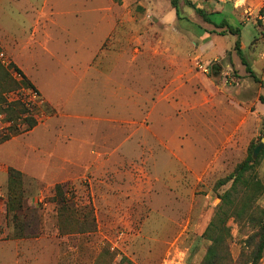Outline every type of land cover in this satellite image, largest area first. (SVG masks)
Listing matches in <instances>:
<instances>
[{"label": "rangeland", "instance_id": "1", "mask_svg": "<svg viewBox=\"0 0 264 264\" xmlns=\"http://www.w3.org/2000/svg\"><path fill=\"white\" fill-rule=\"evenodd\" d=\"M188 1L189 22L170 0H0V62L48 105L0 144V264L203 263L233 181L218 182L264 138V0ZM263 152L253 174L264 184ZM10 168L23 173L18 221L34 237L18 236L8 210ZM56 185L77 212L59 213ZM255 205L264 214V192ZM227 225L223 264H249L251 229Z\"/></svg>", "mask_w": 264, "mask_h": 264}, {"label": "trees", "instance_id": "2", "mask_svg": "<svg viewBox=\"0 0 264 264\" xmlns=\"http://www.w3.org/2000/svg\"><path fill=\"white\" fill-rule=\"evenodd\" d=\"M188 1V0H186ZM172 7L176 11L177 18L184 20L181 14L180 2L181 0H170ZM189 2V1H188ZM191 7L198 15L203 17L206 22L214 24L219 28H226L232 34H238L240 29L229 22V19L222 17L220 22L213 19V15H223L220 12L206 14L202 9ZM189 22L188 19H185ZM191 27L196 31H201V27L196 23L190 22ZM1 50V49H0ZM238 54L242 59L246 69L251 76L259 81L256 73L252 69L247 60L245 53L237 47ZM15 71L20 73V69L13 63L9 65ZM220 67L213 65L212 73L218 74ZM22 80H17L9 69L0 62V116L5 127L0 131V144L14 138L15 136L30 132L38 125L37 112L42 108H48L47 103L40 96L39 91L26 77L22 75ZM23 90L20 95H15L16 91ZM14 93V94H13ZM35 96L33 99L32 97ZM264 103V96L260 98ZM264 126V121H263ZM264 153V152H263ZM258 161L253 162L252 150H250L247 158L239 163L234 172L220 180L219 186L227 184L232 180L231 188L220 196L221 203L216 207L215 213L204 231L202 237L210 242L202 264H223L225 260L224 254L229 252V240L231 238V228L227 225L230 218L235 221L242 228L249 227L251 234L247 239V243L252 247L251 253L247 256L249 264H258L264 253V214L263 211L255 205L256 199L264 192V184L253 174V171ZM10 183L14 186L16 193L10 191L9 193V212L13 214L14 225L18 236L34 237L36 233H23L25 221H18V212L24 209L23 193L20 194V189L16 188V183L23 179V173L17 169H9ZM62 186L56 185L54 191L57 192L59 199V213L77 212L76 206L69 204L62 194ZM61 194V195H60ZM63 215V214H62ZM25 216V215H24ZM18 221V222H17ZM18 224V225H17Z\"/></svg>", "mask_w": 264, "mask_h": 264}, {"label": "water", "instance_id": "3", "mask_svg": "<svg viewBox=\"0 0 264 264\" xmlns=\"http://www.w3.org/2000/svg\"><path fill=\"white\" fill-rule=\"evenodd\" d=\"M263 148H264V138L262 139V142L254 149L253 160L257 159V157L261 154Z\"/></svg>", "mask_w": 264, "mask_h": 264}, {"label": "built area", "instance_id": "4", "mask_svg": "<svg viewBox=\"0 0 264 264\" xmlns=\"http://www.w3.org/2000/svg\"><path fill=\"white\" fill-rule=\"evenodd\" d=\"M204 72H205V73H207V72H208V69H207V68H205V69H204Z\"/></svg>", "mask_w": 264, "mask_h": 264}]
</instances>
